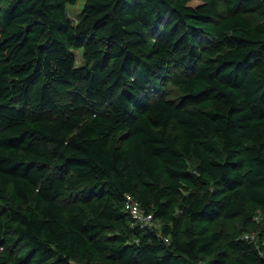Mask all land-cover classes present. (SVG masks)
<instances>
[{"label":"trees","instance_id":"obj_1","mask_svg":"<svg viewBox=\"0 0 264 264\" xmlns=\"http://www.w3.org/2000/svg\"><path fill=\"white\" fill-rule=\"evenodd\" d=\"M78 1L0 0V264H264V0Z\"/></svg>","mask_w":264,"mask_h":264},{"label":"rangeland","instance_id":"obj_2","mask_svg":"<svg viewBox=\"0 0 264 264\" xmlns=\"http://www.w3.org/2000/svg\"><path fill=\"white\" fill-rule=\"evenodd\" d=\"M3 3L4 2H7V0H1ZM203 0H192L190 2V5H193L195 6L196 4L202 2ZM82 9H83V0H80L78 2H76L75 4H69L67 5V14H68V17L70 18V20L73 22V23H76L81 14H82ZM220 10H224L223 9V1L221 3V7H220ZM248 19L253 23H258L260 21H262L264 18L263 16L257 14V13H251V14H248L247 15ZM74 55H75V64L76 66H81L83 65V59H82V53H81V50H75L74 51ZM168 91L171 93L170 96L174 97L178 94V89L177 87L175 86H172V85H168ZM192 162V161H190ZM259 215L257 216L256 220L259 221ZM235 221H219L218 223H216L215 227L221 231H223L224 233H230L233 229V223Z\"/></svg>","mask_w":264,"mask_h":264},{"label":"built area","instance_id":"obj_3","mask_svg":"<svg viewBox=\"0 0 264 264\" xmlns=\"http://www.w3.org/2000/svg\"><path fill=\"white\" fill-rule=\"evenodd\" d=\"M124 211L131 217L133 224L139 226L141 229L157 227L158 224L154 219L153 214L146 213L140 206V203L131 194H126L124 197ZM244 239L251 242H257L258 237L255 233H247L244 235ZM167 242L168 239L164 238Z\"/></svg>","mask_w":264,"mask_h":264}]
</instances>
